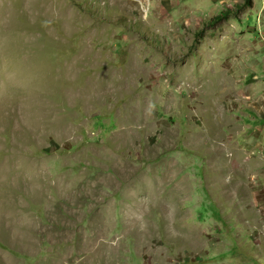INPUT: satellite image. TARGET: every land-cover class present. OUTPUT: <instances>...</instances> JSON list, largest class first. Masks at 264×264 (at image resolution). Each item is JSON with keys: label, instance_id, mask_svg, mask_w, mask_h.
<instances>
[{"label": "rangeland", "instance_id": "obj_1", "mask_svg": "<svg viewBox=\"0 0 264 264\" xmlns=\"http://www.w3.org/2000/svg\"><path fill=\"white\" fill-rule=\"evenodd\" d=\"M243 3L0 0V264H264Z\"/></svg>", "mask_w": 264, "mask_h": 264}, {"label": "crops", "instance_id": "obj_2", "mask_svg": "<svg viewBox=\"0 0 264 264\" xmlns=\"http://www.w3.org/2000/svg\"><path fill=\"white\" fill-rule=\"evenodd\" d=\"M253 4V1H252ZM254 8L252 12H255V14L259 15L260 17L258 19V16H254V14H250V16L253 17V21L255 22H260V24L264 27V0H254ZM253 7V6H252ZM255 18V19H254ZM257 52V51H256ZM254 52L253 55L255 57H260L263 55L264 57V50H260L259 53ZM260 70L264 68V64H260ZM261 84L262 80H260ZM253 120L257 123V126L254 127L253 133H254V138L252 141L247 144H243V153L244 156L242 155L239 158V165H244L245 164V155L246 150L251 152L252 151V158L254 164L259 168L258 174L260 176H264V115L263 114H255V116L252 117ZM245 141V140H244ZM246 143V142H245ZM264 208L263 204H260Z\"/></svg>", "mask_w": 264, "mask_h": 264}, {"label": "trees", "instance_id": "obj_3", "mask_svg": "<svg viewBox=\"0 0 264 264\" xmlns=\"http://www.w3.org/2000/svg\"><path fill=\"white\" fill-rule=\"evenodd\" d=\"M244 3H243V6L244 7H247V8H251L252 7V0H243ZM227 15L229 16V12L225 11V12H222L220 15L216 16L215 18H213L210 22L213 23V22H218V21H221V20H227L228 18Z\"/></svg>", "mask_w": 264, "mask_h": 264}, {"label": "bare ground", "instance_id": "obj_4", "mask_svg": "<svg viewBox=\"0 0 264 264\" xmlns=\"http://www.w3.org/2000/svg\"><path fill=\"white\" fill-rule=\"evenodd\" d=\"M252 1H253V0H252ZM252 6H253V4H252ZM110 78L112 79V74H111V77H110ZM80 92H81V91H80ZM80 92H79V93H80ZM79 93H78V94H79ZM123 173L126 174V175H130L132 172H131L130 170H128V169H125V170L123 171ZM151 196H152V195H151Z\"/></svg>", "mask_w": 264, "mask_h": 264}, {"label": "built area", "instance_id": "obj_5", "mask_svg": "<svg viewBox=\"0 0 264 264\" xmlns=\"http://www.w3.org/2000/svg\"><path fill=\"white\" fill-rule=\"evenodd\" d=\"M264 220V219H263Z\"/></svg>", "mask_w": 264, "mask_h": 264}]
</instances>
